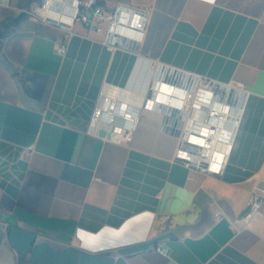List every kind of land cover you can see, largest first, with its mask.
I'll return each mask as SVG.
<instances>
[{"label":"crops","instance_id":"1","mask_svg":"<svg viewBox=\"0 0 264 264\" xmlns=\"http://www.w3.org/2000/svg\"><path fill=\"white\" fill-rule=\"evenodd\" d=\"M99 1L150 11L140 55L76 23L61 56L21 13L40 0H0V264H264V0ZM155 61L250 91L223 174L177 162L159 112L129 144L89 132L112 87L142 104Z\"/></svg>","mask_w":264,"mask_h":264},{"label":"built area","instance_id":"2","mask_svg":"<svg viewBox=\"0 0 264 264\" xmlns=\"http://www.w3.org/2000/svg\"><path fill=\"white\" fill-rule=\"evenodd\" d=\"M4 5L0 3V8ZM22 15L52 25L64 32L56 52L65 56L70 41L81 23L99 36L112 50L140 55L151 19L150 11L127 4L106 10L99 0H40ZM153 78L140 106L130 103L136 94L123 87H112L91 116L89 132L101 122L110 125L107 139L129 144L141 121L143 111L163 115L162 129L178 134L174 159L206 174H223L242 124L250 91L241 82L224 83L206 75L167 65L152 64ZM264 198L250 199L251 214L262 208ZM158 250L167 254L166 249Z\"/></svg>","mask_w":264,"mask_h":264}]
</instances>
